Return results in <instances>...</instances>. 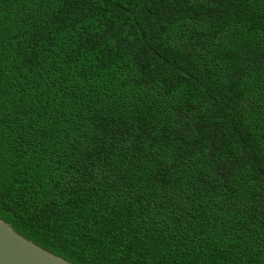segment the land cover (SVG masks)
Masks as SVG:
<instances>
[{
  "label": "trees",
  "instance_id": "trees-1",
  "mask_svg": "<svg viewBox=\"0 0 264 264\" xmlns=\"http://www.w3.org/2000/svg\"><path fill=\"white\" fill-rule=\"evenodd\" d=\"M0 219L74 264H264V0H0Z\"/></svg>",
  "mask_w": 264,
  "mask_h": 264
},
{
  "label": "water",
  "instance_id": "water-1",
  "mask_svg": "<svg viewBox=\"0 0 264 264\" xmlns=\"http://www.w3.org/2000/svg\"><path fill=\"white\" fill-rule=\"evenodd\" d=\"M0 264H74L28 240L0 219Z\"/></svg>",
  "mask_w": 264,
  "mask_h": 264
}]
</instances>
